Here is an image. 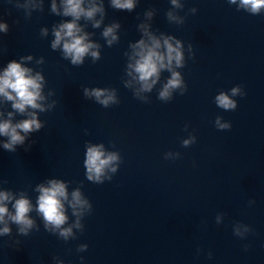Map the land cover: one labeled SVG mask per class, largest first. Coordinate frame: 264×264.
Wrapping results in <instances>:
<instances>
[{
  "label": "clouds",
  "instance_id": "9594fccd",
  "mask_svg": "<svg viewBox=\"0 0 264 264\" xmlns=\"http://www.w3.org/2000/svg\"><path fill=\"white\" fill-rule=\"evenodd\" d=\"M83 0H66V6L64 9L65 16H71L74 19L71 22L63 23L59 26V29L55 31V40L52 43V48L55 49L63 41V51L65 56H71L72 63L78 64L82 62V58L89 52V49L95 47L91 43H85L86 36L78 35L81 32V28L78 27L76 21L83 15L86 18L91 19L97 11H101L98 7H91L89 9L83 8ZM176 0H173L175 4ZM235 3V0H231ZM113 6L118 9L131 10L134 7L133 0H112ZM242 5L251 6L253 12L259 11L264 6V0H241ZM53 11H55V4H53ZM99 26V21L94 25ZM0 30L7 31V26L0 24ZM113 27L105 29L104 37L112 36V39H116L113 35ZM67 38V39H66ZM151 45L146 44L141 40L134 47L138 49L135 53L139 59L136 61L135 71L139 74V79L143 82L145 90H150L152 84L156 81L153 79L149 83L150 78L158 76L159 70L164 68L171 69L173 60L176 65L180 66L182 62V53L180 51V44L177 41V46L173 47L171 43L165 39L164 44L166 46V53L157 51L161 47L160 41L154 37H150ZM111 43V41H109ZM94 58L98 57V53H91ZM167 61V63H165ZM31 70L22 67L20 63L15 61L10 62L4 69L3 74L0 75V94L6 97L7 100L13 101L12 107L20 113L25 112L26 108L31 107L33 109L41 108V105L37 103L38 100L43 99L40 94L41 85L39 83L42 77L37 74L35 77L30 75ZM181 79L178 73L173 72L171 79L165 85L164 90L160 92L161 98L169 96V90L179 87ZM240 91L239 88L232 89V95L235 96ZM87 93V89L85 90ZM97 100L107 105L113 98L111 96L101 100L100 97L104 95L102 90H94L92 92ZM217 103L224 109H234L236 102L232 100L227 94L221 93L216 97ZM41 110H43L41 108ZM11 115V114H9ZM31 119L21 121L18 124L13 125L10 121H4L0 123V135L9 137V141L3 146L9 151H14V145L23 144L24 137L21 136L17 129L22 130L25 133L33 130H40L42 125L35 118V113L31 114ZM217 124L220 128H228L227 124H220L217 120ZM188 144L189 141H185ZM102 147V146H101ZM101 147H90L87 151V159L85 161L89 176L88 179L92 180L93 173L95 179L99 181L101 174L103 173L106 166L112 161L116 160L117 157L114 154H110L107 157L101 151ZM115 171V169H113ZM49 187L40 185L38 191L40 192L38 198V209L37 211L43 215V219L47 225H53L59 228L66 221L64 214V206L61 202V198L67 199V193L65 184L56 180L49 181ZM72 207L75 209L78 204H83L79 191L73 192L72 194ZM11 199V196L7 192H0V222L4 221L5 215L18 225H21V232H26L27 229L33 226V221L29 219L28 213L32 210V205L27 198L21 197L16 200L13 208L15 209L14 214L8 212L7 206L3 203ZM4 233H9L10 229L6 226L3 230ZM71 232V229H64L61 232L62 236L67 237Z\"/></svg>",
  "mask_w": 264,
  "mask_h": 264
}]
</instances>
